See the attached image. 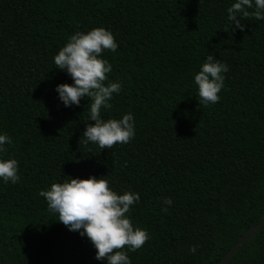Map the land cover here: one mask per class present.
Returning <instances> with one entry per match:
<instances>
[{"label":"trees","instance_id":"16d2710c","mask_svg":"<svg viewBox=\"0 0 264 264\" xmlns=\"http://www.w3.org/2000/svg\"><path fill=\"white\" fill-rule=\"evenodd\" d=\"M234 2L0 0V134L12 139L0 159H16L20 176L0 179V264H107L39 195L68 176L139 193L129 215L150 239L125 249L131 264H214L263 217L264 20L236 28ZM101 26L118 44L102 58L121 84L101 116L131 112L135 125L130 142L103 150L82 137L90 98L65 106L57 85L74 81L54 63L70 35ZM209 54L229 70L205 106L194 75ZM226 264H264V225Z\"/></svg>","mask_w":264,"mask_h":264},{"label":"clouds","instance_id":"9594fccd","mask_svg":"<svg viewBox=\"0 0 264 264\" xmlns=\"http://www.w3.org/2000/svg\"><path fill=\"white\" fill-rule=\"evenodd\" d=\"M227 19L236 28L244 29L245 19L264 20V0H235L227 9ZM118 44L113 33L104 27L90 31H76L68 37L67 43L54 56L57 68L66 70L74 83H61L56 91L65 106L79 105L82 98L91 100L88 120L82 137L84 143H94L101 150L111 149L116 144H126L135 136L134 116L131 112L121 119H103L102 109H111L113 94L121 91V84L109 80L112 65L102 58L105 50L115 52ZM229 70L226 63L209 54L194 75L200 104H215L224 88V73ZM107 82V83H106ZM7 134H0V153L6 151L5 144H11ZM19 164L14 158L0 159V179L5 183L19 182ZM73 178L68 176L62 183L53 182L49 189L40 190L39 195L47 201L49 210L58 214V221L69 230L86 235L96 249L97 260L107 264H131L128 251L135 252L150 239L146 229L134 226L130 212L140 201L136 192L118 194L102 178ZM165 205H171L170 198H164ZM167 212L168 208H162ZM196 245L189 251L195 254Z\"/></svg>","mask_w":264,"mask_h":264},{"label":"water","instance_id":"95a60500","mask_svg":"<svg viewBox=\"0 0 264 264\" xmlns=\"http://www.w3.org/2000/svg\"><path fill=\"white\" fill-rule=\"evenodd\" d=\"M264 225V215L255 224L249 226L242 235L232 244L226 253L214 264H226L230 258L239 250V247L250 240L254 234Z\"/></svg>","mask_w":264,"mask_h":264}]
</instances>
